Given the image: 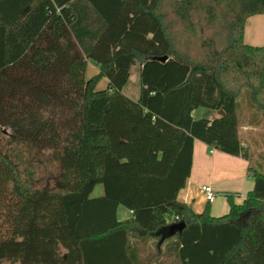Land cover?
<instances>
[{
	"label": "trees",
	"instance_id": "obj_1",
	"mask_svg": "<svg viewBox=\"0 0 264 264\" xmlns=\"http://www.w3.org/2000/svg\"><path fill=\"white\" fill-rule=\"evenodd\" d=\"M260 15L264 0H0V264H264V173L249 166L221 218L179 201L195 141L250 159L238 101L264 114V46L244 41Z\"/></svg>",
	"mask_w": 264,
	"mask_h": 264
},
{
	"label": "crops",
	"instance_id": "obj_2",
	"mask_svg": "<svg viewBox=\"0 0 264 264\" xmlns=\"http://www.w3.org/2000/svg\"><path fill=\"white\" fill-rule=\"evenodd\" d=\"M244 41L247 45L253 47L264 46V15L248 19ZM91 63L93 68L88 74V67ZM88 67L86 76L88 75L92 78L99 75L100 68L94 62L89 61ZM138 70L139 68H134L132 73L137 72L139 78ZM107 87L108 81L104 79L100 90ZM139 97L140 93L130 98L138 100ZM238 104L240 136L250 159L248 161L220 151L211 150L206 144L195 141L191 176L185 190L179 195V201L191 206L197 214H201L205 207L210 205L212 217L221 218L228 215L230 207L227 202V196H233L235 202L241 204L254 189V181L248 171L249 166L251 165L260 172L264 171V114L250 103L249 93L244 102L241 104L238 101ZM197 111L193 113L194 119ZM202 115L203 117L200 119H215L219 114L212 112L211 115L209 113ZM200 119L198 118L197 120ZM205 186L210 187L217 197H223L220 198L222 200L220 206H217V197L213 203H209L206 200L201 192V189ZM123 218L122 215L121 219Z\"/></svg>",
	"mask_w": 264,
	"mask_h": 264
},
{
	"label": "rangeland",
	"instance_id": "obj_3",
	"mask_svg": "<svg viewBox=\"0 0 264 264\" xmlns=\"http://www.w3.org/2000/svg\"><path fill=\"white\" fill-rule=\"evenodd\" d=\"M93 65H92V63L91 64H89V67H88V74H89V72H91V68H93L92 67ZM88 78H91V76H88L87 75V79ZM104 80V79H103ZM103 80H101L99 83H98V85H97V89H101V87H102V85H103ZM124 93L126 94V95H128V96H130V97H133V96H137L139 93H140V83H139V78H138V76H137V72L135 73H132V78L130 79V82H129V84L126 86V88L124 89ZM247 94H248V92L246 91V92H244L243 94H242V96L240 97V99H239V102L242 104L243 102H244V100H245V98H246V96H247ZM212 114V112L211 111H209V110H207V109H199L196 113H195V119L197 120L198 118L200 119L201 117H203V115L202 114ZM209 115V116H210ZM262 171V170H261ZM262 172H264V171H262ZM102 192H103V188H102V186H98L97 188H96V190H95V192H94V194H93V197H99L100 195H102ZM220 198H223V197H221V196H219V197H217V206H220V204H222V200L220 199ZM122 215H123V217L124 218H126L127 217V213H125V211H120V213H119V217H120V219L122 218ZM123 218V219H124Z\"/></svg>",
	"mask_w": 264,
	"mask_h": 264
},
{
	"label": "built area",
	"instance_id": "obj_4",
	"mask_svg": "<svg viewBox=\"0 0 264 264\" xmlns=\"http://www.w3.org/2000/svg\"><path fill=\"white\" fill-rule=\"evenodd\" d=\"M201 192L204 194L206 200L209 202V203H213L217 197V195L215 194V192L210 188V187H203L201 189Z\"/></svg>",
	"mask_w": 264,
	"mask_h": 264
},
{
	"label": "water",
	"instance_id": "obj_5",
	"mask_svg": "<svg viewBox=\"0 0 264 264\" xmlns=\"http://www.w3.org/2000/svg\"><path fill=\"white\" fill-rule=\"evenodd\" d=\"M159 60L162 61V62H165L167 60V58L165 57V58H161ZM219 115L223 116L224 112L220 111ZM185 227H186V225L184 223L183 224H179L177 226H172L171 228L168 229V232L170 234H174L176 232L182 233V231L184 230Z\"/></svg>",
	"mask_w": 264,
	"mask_h": 264
}]
</instances>
